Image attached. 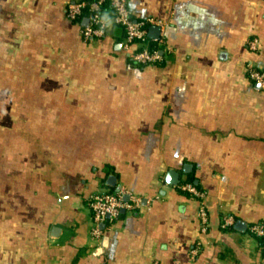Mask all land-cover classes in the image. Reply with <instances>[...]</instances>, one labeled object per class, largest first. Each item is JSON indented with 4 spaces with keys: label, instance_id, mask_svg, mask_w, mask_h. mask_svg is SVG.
<instances>
[{
    "label": "crops",
    "instance_id": "obj_1",
    "mask_svg": "<svg viewBox=\"0 0 264 264\" xmlns=\"http://www.w3.org/2000/svg\"><path fill=\"white\" fill-rule=\"evenodd\" d=\"M67 1L0 0V264H264V0H129L159 21L152 64L120 25L86 41ZM108 175L142 201L96 238Z\"/></svg>",
    "mask_w": 264,
    "mask_h": 264
},
{
    "label": "built area",
    "instance_id": "obj_2",
    "mask_svg": "<svg viewBox=\"0 0 264 264\" xmlns=\"http://www.w3.org/2000/svg\"><path fill=\"white\" fill-rule=\"evenodd\" d=\"M114 7L112 17L106 18L101 13L103 0H69L65 6V15L70 20H81V34L86 41H92L105 35L110 23H118L125 29L123 45L130 50V56L138 64H152L162 60L163 56L157 45L150 42L148 26L159 23L154 18L135 20L131 16L128 2L129 0H110ZM83 19L86 23H82ZM257 39L250 42V48L256 49ZM249 75L261 86H264V70L255 65H249ZM181 188L191 193L201 200L199 206V216L201 218L203 229L208 222V213L203 199L205 192L191 182L180 184ZM125 194L129 195L125 200ZM141 197L131 193L125 188L116 191L100 190L91 195L88 200V206L92 212L91 234L99 237L101 234V224L106 220L117 217L121 209H135L141 204ZM234 222L231 215L223 218V225H230ZM249 231L262 238L264 244V225L262 223H253L249 226Z\"/></svg>",
    "mask_w": 264,
    "mask_h": 264
},
{
    "label": "water",
    "instance_id": "obj_3",
    "mask_svg": "<svg viewBox=\"0 0 264 264\" xmlns=\"http://www.w3.org/2000/svg\"><path fill=\"white\" fill-rule=\"evenodd\" d=\"M160 30L161 29L159 25L151 24L148 27V34L153 37H159ZM184 170H187V165L185 166ZM116 180L117 179L115 175H108L107 183L111 185H117ZM165 181L170 184H178L180 182L179 171L172 168L168 169L165 174ZM118 189H120V185H117V190ZM124 198L125 200H128L129 195L125 194ZM121 211H123V209H121ZM235 225L240 229H245V227L247 226L246 223L239 220L235 223Z\"/></svg>",
    "mask_w": 264,
    "mask_h": 264
},
{
    "label": "trees",
    "instance_id": "obj_4",
    "mask_svg": "<svg viewBox=\"0 0 264 264\" xmlns=\"http://www.w3.org/2000/svg\"><path fill=\"white\" fill-rule=\"evenodd\" d=\"M88 1H92V0H88ZM113 12H114V7H113V5L111 4V1L110 0H103V2H102V8H101V13L106 17V18H109L108 17V15H110V17H112V15H113ZM72 21H75V22H77L80 26L82 25L81 24V20L80 21H78V20H72ZM114 24H117V25H120V24H118V23H114ZM121 27H123L122 25H120ZM123 29H124V27H123ZM124 36H125V29H124ZM150 39V38H149ZM150 42H151V40H150ZM152 44V43H151ZM154 45V44H153ZM261 69V68H260ZM262 70H264V69H262ZM191 182V181H190ZM192 183V182H191ZM264 225V224H263ZM257 237H259V236H257ZM259 239H260V241L262 242V238L261 237H259ZM262 244H263V242H262ZM263 252H264V246H263Z\"/></svg>",
    "mask_w": 264,
    "mask_h": 264
}]
</instances>
